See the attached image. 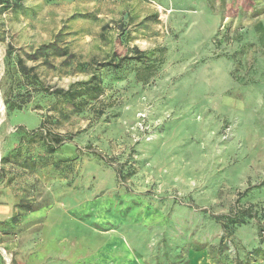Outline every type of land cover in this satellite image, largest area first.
<instances>
[{
  "label": "rangeland",
  "instance_id": "rangeland-1",
  "mask_svg": "<svg viewBox=\"0 0 264 264\" xmlns=\"http://www.w3.org/2000/svg\"><path fill=\"white\" fill-rule=\"evenodd\" d=\"M21 2L0 10V264H215L224 235L221 264H238L264 247L256 219L226 235L214 218L264 205V0ZM138 50L149 69L103 66ZM94 74L81 110L46 91Z\"/></svg>",
  "mask_w": 264,
  "mask_h": 264
},
{
  "label": "trees",
  "instance_id": "trees-1",
  "mask_svg": "<svg viewBox=\"0 0 264 264\" xmlns=\"http://www.w3.org/2000/svg\"><path fill=\"white\" fill-rule=\"evenodd\" d=\"M23 6L21 0H0V10L1 11H7L9 9L12 10H18L21 9ZM42 48H45L42 47ZM67 53V51H65ZM12 53V46L9 45V48L7 50V55L10 56ZM136 59L138 61H141L144 64V68L147 70L149 69L153 64L151 63V57L148 56L146 51L138 50V53L135 56H125L122 57L118 62H115L113 60H108L105 63H103V66H112L114 68H120L123 65V62L125 60H132ZM16 70L19 71L21 75L24 76V78L31 79L33 77L37 78L38 75L31 72L34 70L33 67L28 68L24 60L22 58H19L16 66ZM14 69V70H15ZM150 77V74H143L142 80L147 81ZM28 82V83H27ZM23 82L20 85H26L30 82ZM46 91L50 94H53L54 96L67 100L68 103L72 104L74 108L77 110H81L83 106L91 101L92 99H97L102 92L104 91V87L102 85V80L99 75L94 74L87 80L82 81H76L73 82L68 88H54L49 89L47 88ZM26 92H28V89H25L23 92H19L16 95L7 96L5 99V104L7 105L9 110H15V109H22L23 106L28 102V99H26V96L24 95ZM18 96L19 98H17ZM60 137H56V141L60 142ZM245 192H248L246 190ZM21 206L23 208H26L29 211H35L39 209V205L35 203H31L30 201L23 200L21 202ZM214 218L217 222H220L221 225L224 228V231L226 235H231L233 232V229L235 226L238 225H244L248 223L252 219H256L260 224V230L258 232V235L260 237L261 243L264 241L263 232H264V205L263 206H257V205H241L236 204L228 213L220 214V215H214ZM17 218L13 219L12 221H16ZM226 236L224 235L220 241L219 249H212L209 251V256L213 260L215 264H221V261L223 260V253L227 250L226 246ZM246 256L244 259L240 260L238 264H249V261L257 259L258 256L264 259V247L262 246H255L251 250H247L245 253ZM16 253H13L12 263L11 264H17V260L15 258ZM264 264V261L263 263Z\"/></svg>",
  "mask_w": 264,
  "mask_h": 264
},
{
  "label": "built area",
  "instance_id": "built-area-1",
  "mask_svg": "<svg viewBox=\"0 0 264 264\" xmlns=\"http://www.w3.org/2000/svg\"><path fill=\"white\" fill-rule=\"evenodd\" d=\"M157 125V124H156ZM150 121H148L147 112L140 111L137 114V127L141 130H148L150 129Z\"/></svg>",
  "mask_w": 264,
  "mask_h": 264
},
{
  "label": "bare ground",
  "instance_id": "bare-ground-1",
  "mask_svg": "<svg viewBox=\"0 0 264 264\" xmlns=\"http://www.w3.org/2000/svg\"><path fill=\"white\" fill-rule=\"evenodd\" d=\"M1 104V103H0Z\"/></svg>",
  "mask_w": 264,
  "mask_h": 264
}]
</instances>
